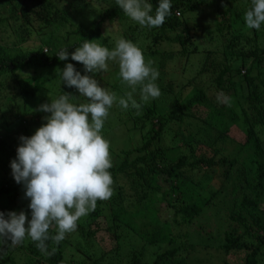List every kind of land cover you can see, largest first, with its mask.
<instances>
[{"label":"trees","instance_id":"trees-1","mask_svg":"<svg viewBox=\"0 0 264 264\" xmlns=\"http://www.w3.org/2000/svg\"><path fill=\"white\" fill-rule=\"evenodd\" d=\"M11 1H9L11 13L7 17L0 16V25L6 19L18 18V13L23 16V21L31 25V21H35V19L49 26L57 25L60 19L66 20L64 16L59 17L57 7L50 8V6H46L36 9L21 3L18 11L14 1ZM29 1L33 2V0ZM38 1L41 4L43 3L41 0ZM150 2L155 9L157 0H150ZM209 5L210 2L208 0H173L171 15L166 18L165 23L160 27L145 28L144 38H147V44L149 45L147 46L148 52L145 53L146 55L143 54L144 57L149 53L160 55L161 60L158 61V65L163 66L164 62L173 58L178 59L182 56H189L191 53H197L199 43L192 40L191 31L193 30L191 29L195 25L192 24L189 16H192L197 9L199 10L200 6ZM215 6L216 8L213 12L218 16L216 33L208 31L206 34L209 40L218 39L214 34L218 35L219 39H223L214 42L216 47H218V52L222 55V65L216 77L215 85L222 90L223 85H231L229 91L236 97L239 90L237 91L235 87L233 88L235 83L233 81L231 61L240 60L245 63L251 60L258 65L264 59V47L260 49L258 45L251 44L253 39L243 38L241 29L245 25V21L242 19V15L236 12L237 9L231 11L229 8L220 9L217 4ZM196 12L199 13V11ZM123 14L125 13L117 6L116 0H113L109 6L100 11L98 18L93 20L90 29L86 30L83 26H80L76 33V42L68 43L63 47H67L68 52L71 53L75 50V47L81 45L82 39L96 40L101 34L105 23ZM82 29L84 31L80 32ZM77 34H82L83 37L78 38ZM109 39L110 36L105 37L103 41L108 42ZM40 42L42 46H48V54L44 53L41 47L15 55L13 53L0 52V78L9 73L15 75L17 84L15 95L25 106L30 105L35 100L39 93V88L31 76H19L20 74H17L18 71L34 64V61L38 66L42 67L57 66L60 62L56 54L61 48L59 50L53 48L52 34L50 32L44 33L42 38H40ZM163 43L178 46L179 55L173 56L168 51L161 52L158 46H162ZM63 62L65 64L72 63L82 73L79 62L71 60L70 56L67 61ZM236 71L239 73V69ZM244 76L248 79V95L244 100H239L238 97L236 103L241 108L242 114L236 113L228 103L229 107L226 106L228 107L226 110L216 111L207 102L203 89H200L193 97L187 100H183V89L178 90L179 92L177 91L178 93L176 92L171 98L173 103L171 104L174 106L172 108L167 106V109H163L162 106L156 108L155 102H152L153 100L143 103L140 100L139 88H137L134 98L142 103L140 109H134L131 106L128 109H123L119 105V108H111L109 113L112 117H115L114 119L118 123L116 125L125 131L140 134L138 136L142 135L144 128L150 131L148 135L140 137V147L133 149V151L123 149L120 152L124 156L121 164L117 168L112 166L109 169L114 177L119 174L126 179H132L130 188L134 192L133 199L130 198L124 202L121 197L116 195L110 197L109 206L111 211L109 221L112 225H108L105 230L100 232L102 236L98 244H94L95 240L93 238H95L100 228L94 227V229L88 230L84 226L78 225L77 236L79 241L75 245V250L68 249V247H72V243L67 235L58 244L52 239L46 241L47 253L41 252L37 248L36 242L31 240L30 243L23 247L29 253L24 264H102L105 259L104 264H120L121 261H124V257L128 261L127 264H190V259L193 252L196 251L197 245L189 241L192 234L195 233H190L191 230L188 227L192 224L190 227L194 228L195 221L205 209L214 208L211 194L205 198L198 196L194 201H190L191 195L187 196L183 192L182 187L184 185L188 187L194 185L186 174V170L199 164L203 165L206 170H210L215 164L221 165L226 169L222 174L224 179L232 173L228 179L233 175L234 182L228 183L227 188L231 190L234 196L237 195L236 200H239L241 196L240 203H235V209L228 214L229 224L224 232V243L220 246V252L228 254L231 250H242L246 253L243 262L240 264H263L264 140L258 133H263L264 129V79H261L259 73L251 75V69L249 68L246 69ZM256 79L259 80L257 83ZM101 86L107 90L110 89L109 91L115 93L118 97L121 94V90L124 96L131 91H127L126 87H129L121 80L104 81ZM184 86L188 85H182L181 87L183 88ZM162 91L173 94L170 85L163 86ZM65 93L73 95L74 98L79 94L75 87H67L63 84L58 96ZM171 99L168 100L171 101ZM195 108L200 111H206L205 115L200 117H197L198 113L194 114V112L192 116L196 119L198 118L205 125V131L213 146L222 138V112H226L233 122L247 121L249 123L248 137L242 148H247L251 145L253 148L252 160L247 159V161L244 159L239 162V155L234 151L229 156L220 157L218 160H215L213 155L209 158L199 157L190 163L189 155L182 152L189 149L190 153H194V149L190 147L193 137L192 135L185 137L181 127H178L177 130V135L182 138L180 139V142H182L178 146L166 148L156 146L159 136L168 126L170 119H174L178 126H181L186 116H190L187 114L189 110H194ZM23 111L24 113L26 112L25 110ZM156 120L158 122L155 124ZM151 149L152 151L150 152L149 150ZM177 151H180L179 156L170 157V154ZM216 153H219L217 148L215 150ZM131 155L133 158H130ZM251 172H253V177H251ZM195 184H197L196 181ZM19 190L24 193L23 186L13 181L12 185L0 189V196L3 194L12 195V191L17 192ZM245 190H248L249 194ZM12 197L14 198L15 196ZM22 201L24 204L21 206L26 208L25 210L29 213L30 219L29 200L24 197ZM98 202H101V200H98ZM154 203H159V207H155ZM164 211L169 215V219H161ZM216 212L215 214H218L219 210L216 209ZM94 213L99 216L101 210L95 209ZM248 218L252 219L258 228L257 233L251 232V224ZM242 227H244V231L241 233L239 228L241 229ZM182 228H185L183 234L180 233ZM205 230L209 231L210 228L202 229L203 232H206ZM258 230L262 231L263 235H259ZM49 233L50 236L56 234L52 227L49 229ZM132 235H137L146 241L140 252L135 250L134 245L124 248L126 245H123V243L127 242L126 237L131 236L133 240ZM106 242L108 246H104ZM97 251L101 253L99 256ZM182 253L185 255L182 256ZM9 260L13 261L11 258Z\"/></svg>","mask_w":264,"mask_h":264},{"label":"rangeland","instance_id":"rangeland-1","mask_svg":"<svg viewBox=\"0 0 264 264\" xmlns=\"http://www.w3.org/2000/svg\"><path fill=\"white\" fill-rule=\"evenodd\" d=\"M9 1L11 0H0L1 17H7L11 13ZM13 1L18 7V11L21 3H25L28 7L36 9L46 6H50V8L57 7L59 17L64 16L66 19L64 21L60 19L57 25L52 26L45 25L44 22L37 19H35V21H31L32 25L27 24L22 20L24 18L19 13L18 18L13 17L4 20L0 25V52L13 53L14 55L31 51L33 48L38 49L39 47L42 48L44 53L48 54V46H42L40 42L42 35L48 32L52 34V45H54L53 48L56 50H59L68 43L70 44L76 42L75 38L79 27L83 26L86 30L90 29L92 27L93 20L98 18L100 11L113 2V0H41L43 2L41 4L38 0H33V2L29 0ZM208 1L210 2L209 6H200L199 10H196L199 11V13L195 11L192 16H189L192 24L195 25V27L191 29L193 30L191 31L192 40L199 43V50H197V53H191L189 56H182L178 59L173 58L172 60L164 62L163 66L158 65V61L161 60L159 57L160 55H152L149 53L145 57V60L152 61L153 67L159 71V77L156 83L161 91V95L152 101L155 102L156 108L161 106L163 109H167V106L172 108L174 105H172L173 103L171 98H173L178 90L180 91L183 89V100H187L193 97L200 89H203L205 91L204 93L207 102L216 111L226 110L229 107L227 105L228 103L236 113L242 114L241 108L238 107L236 103L238 97L239 100H244V98L248 95V79L244 76L246 69H251V75L259 73L261 75V79H264V59L261 60L258 65L253 63L251 60H248L245 63H242L240 60H234L231 61L233 81L235 83L233 88L235 87L237 91L239 90L238 96L235 97V95L229 91L231 87L229 84L223 85V90L219 89L218 86L215 85L216 77L222 65V55L218 52V47H216L214 42H218L223 39H219L218 35L214 34V36L218 39L209 40L206 35L208 31L216 33L215 29L218 16L213 12L216 8L215 4H217L220 9L229 8L231 11L237 9L236 12L241 14L242 19L244 20L246 11L251 7V0ZM83 31V29L80 30V32ZM224 31L226 32V30ZM141 32L143 33L140 35ZM241 32L244 39L245 37L246 39H253V42L251 43L252 45L256 44L260 49L264 47V25H262L259 30H256L249 29L245 24L241 29ZM144 33L145 27H141L127 15L123 14L122 16L114 17V19H111L104 24V28L99 37L96 39V42L111 50L115 47L119 38L126 36L124 38L135 43L142 50V53L145 54L148 52L147 46L149 44H147V38H144ZM77 36L78 38L83 37L82 34H77ZM108 36H110L109 41H103V39ZM158 49L161 50V52L168 51L172 53L173 56L179 55L178 46L175 45L163 43L162 46H158ZM213 51L215 52L213 53ZM33 63L34 64L23 68L17 73L18 75L20 74L19 76H31L34 79V83H36L39 88V93L35 97V100L28 106H25L21 101H19L15 95V89H17L15 75L9 73L0 78V189L2 187L12 185L14 181L11 173L10 161L16 157V148L20 143L19 136H31L35 130L40 127L42 123H44L42 118L49 115V113L38 111V106L42 103H48L50 100L56 99L63 85L59 78V70L64 68L65 62L60 60L57 66L44 67L38 66L35 61ZM79 67L82 71L81 74L84 75L85 72L83 65L79 63ZM237 69H239V73H237ZM88 75L92 74L88 73ZM94 78L97 79L100 84L104 81L111 82L113 80H121L119 77L118 62L109 61L108 70L95 73ZM257 81L259 80L256 79V83ZM168 85L171 86L173 94L162 91V87ZM182 85L188 86H184L182 88ZM126 89L127 91L131 90L127 87ZM77 93H79L78 90ZM120 93L119 97L116 95L117 102L113 105L112 109L119 108L120 105L118 100L122 97H126L123 95L122 90ZM78 95L76 98L73 97L72 102H85V98ZM225 96L228 98L227 103L223 102V97ZM168 99H171V101ZM23 110L26 111V114ZM193 112L194 114L198 113L196 115L197 117L205 115L206 113V111H200L197 108L189 110L187 114L190 116H186V119H184L181 126H178L174 119H170L168 126L159 136L156 146H162L164 148L178 146L182 142H180V139L182 138L177 135V130L178 127H181V131L185 134V137L188 135H192L193 137V142L190 147L194 149V153H190L189 149L182 152L189 155L190 163L199 157L209 158L213 155L215 160H218L220 157L229 156L234 151L239 155V162H242L244 159H248L250 161L252 160L253 148L251 145L247 148H242L248 137L249 123L247 121H239L237 123L233 122L226 112H222V138L219 139L213 146L211 139L208 138L205 131V125H203L198 118L196 119L192 116ZM114 118L115 117H112L109 113V116L105 121L102 134L110 144L109 151L112 166L117 168L124 159V156L120 152L123 149L133 151V149L140 147V137L148 135L150 131L149 129L144 128L142 130V135L138 136L140 134L125 131L120 126H117L118 123H116ZM157 122L158 120L155 121V124ZM258 135H261L260 137L264 140V129L263 133H258ZM216 148L219 150V153L215 154ZM149 151L151 152L152 149ZM179 155L180 151H177L170 154V157H177ZM130 158H133V156L131 155ZM224 170L226 169H224L221 165L218 166V164L213 165L210 170H206V168H204L201 164L195 167L191 166V168L186 170V174L194 185H191L190 187L184 185L182 187L184 194L187 196L191 195L190 201H194V199H197L198 196L205 198L211 194V201L213 200L214 204V208H207L204 212H202V215L195 221L194 228L190 227L192 224L188 227L191 230L190 233H195L192 234L189 241L194 242L196 243L195 245H197L195 249L196 251L193 252L190 259V264H240L243 262L246 252L242 250H231L228 254H222L220 252V246L224 243V232L229 224L228 214L231 210L235 209V203H240L241 199L240 196L239 200H236L237 195L234 196L231 193V190L227 188L228 183L234 182V176L232 175V177L228 179V177L232 174L231 173L224 179L222 177ZM251 177H253V172H251ZM112 178V196L116 195L121 197L124 202L128 201L130 198L133 199L134 192L130 188V185H132V179H126L119 174L115 177L112 176ZM195 181L197 184H195ZM245 191L249 194L248 190ZM129 195L132 196L129 197ZM12 196L15 197L13 198ZM24 197L25 196L22 190L17 192L12 191V195H1V212L7 213L9 211H24L29 219V213L25 210L26 208L21 206L24 204L22 201L24 200ZM109 203L110 198L108 200H101V202L97 201L95 209L101 210V214L96 216L94 213L95 210L90 211L86 216L81 217L77 221V226H84L88 230L91 228L94 229V227L100 228L95 238H93V240L96 241H94L95 245L99 243L98 241L102 236L100 232L105 230L108 225H112L109 221L111 211ZM153 205L155 207H159V203H154ZM216 209L219 210L218 214H215ZM161 219H169V215H167L166 211L162 213ZM248 219L251 224V232L257 233L258 228L253 223V220L250 218ZM25 227H27V222ZM207 227L210 228V230H205L206 232H203L202 229ZM52 229L56 232L55 226H53ZM239 231L242 233L244 231V227L241 229L239 228ZM183 232H185V228L180 230L181 234H183ZM77 234V227L74 231L66 234L72 243V247H68L69 250L76 249L75 245L79 241ZM258 234L263 235L260 230H258ZM132 237L133 240L131 239V236L126 237L127 242L123 243V245H126L124 248L134 245L135 250L140 252L146 241L137 235H132ZM30 242L31 238L25 236L23 242L21 241L18 244H12L10 240L6 241L5 244H0V264H24L25 261H27L26 256L29 253H27L26 248L23 249V247ZM104 246H108V243L106 242ZM97 252L99 256L101 253L100 251ZM184 255L185 254L182 253V256ZM9 258L13 261H10ZM105 261L106 259L102 262V264H104ZM127 263L128 261L124 257V261H121L120 264Z\"/></svg>","mask_w":264,"mask_h":264},{"label":"clouds","instance_id":"clouds-1","mask_svg":"<svg viewBox=\"0 0 264 264\" xmlns=\"http://www.w3.org/2000/svg\"><path fill=\"white\" fill-rule=\"evenodd\" d=\"M116 4L141 27L151 29L165 23L173 0H157L155 9L150 0H116ZM244 21L249 29L264 25V0H251ZM82 41L73 52L62 47L56 56L61 61L70 56L83 65L84 75L66 63L59 78L67 87H75L85 102L73 103V95L65 93L40 104L37 110L49 113L42 118L44 123L31 136H19L10 168L14 181L24 188L31 218L24 211L0 212V244L8 240L18 244L28 236L47 253L46 241L58 244L76 229L81 217L95 210L98 200L112 196L110 144L102 130L117 96L98 83L95 73L107 71L109 61L118 62L119 77L131 89L118 100L123 109L142 107L134 98L137 88L143 103L161 95L156 83L159 71L135 43L121 37L110 50L95 39ZM223 102H228L226 96ZM53 226L56 234L50 236Z\"/></svg>","mask_w":264,"mask_h":264}]
</instances>
